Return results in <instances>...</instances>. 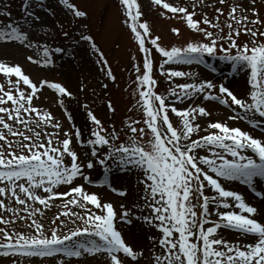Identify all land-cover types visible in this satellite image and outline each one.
Instances as JSON below:
<instances>
[{
    "label": "snow or ice",
    "instance_id": "6c2138e0",
    "mask_svg": "<svg viewBox=\"0 0 264 264\" xmlns=\"http://www.w3.org/2000/svg\"><path fill=\"white\" fill-rule=\"evenodd\" d=\"M24 2L27 12L29 0ZM62 2L75 17L87 15L70 0ZM154 3L173 14L182 13L186 26L204 37L202 40H189L182 46H163L158 36H150L148 23L140 20L142 13L138 0H120L125 9V23L129 24L139 49L149 53L146 39L150 38L151 44L165 58L160 70L169 80L172 77H194L195 73L164 67L168 62L202 59L203 54H216L218 48L223 52L220 59L231 62L233 71L243 69L247 72L249 87L243 96H238L224 82L217 85L209 79L178 84L169 89V96L176 101L182 97L203 96L205 101H217L231 109L234 114L228 116V120L244 119L251 127H256L258 117L264 118V32L248 27V24H264L258 10L234 3L226 13L229 31L223 34L218 23L219 15L215 17L217 23L214 24L207 14L198 20L194 12L178 4L166 0H154ZM216 12L224 14L222 8H217ZM28 15L39 19L32 13ZM201 24L217 31L201 27ZM171 31L177 35L180 33V29L175 27ZM241 32L248 34L251 41L238 44ZM81 39L90 42L92 50L103 57L92 36H82ZM224 39L230 48L218 44V40ZM10 42H27V46L31 47L27 32L11 21L0 27V43ZM42 52L44 59L40 63L50 65L53 63L52 53H63L64 49L44 46ZM27 59L37 62L33 56ZM102 62L107 63L106 60ZM212 71L216 69L212 67ZM152 72V59L145 55L142 69L137 68L136 76L137 106L142 116L140 120L126 121L124 139L114 126L111 130L107 129L87 105L84 107L90 126L85 136L79 126L62 130L51 111L32 103L40 88L46 85L60 94L58 103L63 105L62 97L73 95L67 87L47 79L34 82L19 63L0 59V74L11 85V89L0 85V113L3 114L0 115V141H3L0 143V197L10 196L22 206L8 208L5 199H0V208L13 213L10 219L0 215V223L7 226L17 219L30 220L28 227L34 229L29 234L16 231L14 227L12 230L0 228V238L4 241L0 247L13 253L39 256L63 253L67 257L79 258L85 253H103L107 256V264H128V258L138 261L144 250L134 249L126 242L117 227V219L131 224L136 218L159 233L148 236L151 242L150 264H264V222L254 218L258 208L246 202L242 193L222 183L238 180L255 190L254 180L264 178V136H255L223 120L206 121L208 130L199 135L202 128L198 119L211 116V111L203 104L177 108L174 103H168L169 96L155 91L157 81ZM13 75L15 80L11 79ZM107 75L115 79L110 68ZM21 83L26 87L22 88ZM8 104L11 107L5 106ZM108 106L111 110V102ZM236 108L240 111L237 112ZM170 113L175 114L178 125L174 126ZM66 118L72 121L70 112ZM33 122L36 127H42V131L48 126L55 131H44L42 135V131L31 127ZM9 135L19 139L9 140ZM73 137L77 145L89 148L91 158L81 161L73 147ZM102 148L107 150L101 151ZM94 161L105 174L98 180H92L84 172L85 168L95 166ZM113 168L137 174L135 180L139 199L134 203L136 212L121 204V212L117 213L111 201L102 200L98 193L89 192L83 183H76L77 178H82L87 183L106 185L111 191L126 196L128 188H116L111 184L109 177ZM63 185L68 186L67 191L58 190V186ZM260 195L264 197V193ZM60 197L68 199L61 204L64 211L58 210L56 216L59 218L71 213L75 217L72 220L74 227L67 229L66 222L60 220L57 226L51 228L50 235L45 234L43 223L34 218L43 214V209L35 205L38 202L44 209L50 208ZM141 200L142 203L139 202ZM68 205L85 211L71 212ZM144 208L148 209L147 214L141 211ZM21 210L26 215H16ZM213 212L215 219L212 218ZM76 219L82 224L77 225ZM50 223L55 224L56 220ZM60 226L66 228L65 233L59 231ZM221 228L239 230L245 240L230 241L221 235ZM81 234H89L98 240L72 246L65 244V241L78 238ZM13 264L16 262L13 261ZM59 264H65L64 260Z\"/></svg>",
    "mask_w": 264,
    "mask_h": 264
},
{
    "label": "rangeland",
    "instance_id": "374dc122",
    "mask_svg": "<svg viewBox=\"0 0 264 264\" xmlns=\"http://www.w3.org/2000/svg\"><path fill=\"white\" fill-rule=\"evenodd\" d=\"M166 2L187 8L188 11L195 13V18L198 20H201L207 14L214 24L217 23L215 17L219 15L218 23L220 28L223 29V34H227L229 31L226 13L234 3L240 4L244 8L255 7L261 20L264 21V0H255V3H253V0H224L223 3L220 0H166ZM70 3H74L79 9L85 11L87 15L75 17L62 0H29L27 12L25 11L24 0H0V27L6 26L9 21L13 24H18L22 30L27 32L28 41L31 42V47L27 46V42L0 43V59L9 61L12 64L19 63L25 74H28L34 82L44 79L59 82L73 93L71 97L64 95L62 97L64 104L60 105L58 103V100L61 98L60 94L45 85L40 88V91L32 102L35 106L51 111L55 119L60 122L62 130L79 126L86 136L87 128L90 126V121L87 120L86 109L84 107L87 105V108L91 109L101 119L107 129L111 130L114 126L121 133V139H124L123 133L127 130L126 121L129 119L140 120L142 116V112L137 106L139 97L136 76L137 68L142 69L145 55H149L153 62L152 74L157 81L155 88L157 93L169 96V89L174 88L176 85L192 83L194 80L198 82L203 79L212 80L217 85L224 82L238 96H243L248 90L249 86L246 82L247 72L243 69L233 71L231 62L220 59L223 52L219 48L214 55L203 54L202 59L191 62L175 60L168 62L164 67L181 70L186 73H195L194 77H172L169 80L167 75L163 74L160 70V66L165 58L151 44L150 38L146 39V46L150 50L149 53L146 54L139 49L138 41H136L134 34L131 32L129 24L125 23V9L120 4V0H70ZM138 3L141 13L146 16L141 18V21L148 23L150 36H158L160 38L159 42L163 46H182L189 40L204 39L201 33L191 30L186 26L182 13L173 14L170 10L163 9L162 5H156L154 0H138ZM194 5L195 7H193ZM217 8H222L224 14H218L216 12ZM28 13L34 14L39 19H34ZM248 14L252 15L250 12ZM174 27L180 29L178 35L171 31ZM201 27H206L208 30L214 32L217 31V29L208 25L201 24ZM248 27H254L259 32H264V24H248ZM65 33L67 35H64ZM88 35L93 37L96 46L103 53V57L92 50L90 42L81 39L82 36ZM258 39L261 38L258 37ZM244 41H251V37L241 32L237 38V43L241 44ZM218 44H222L225 48H230L226 39L218 40ZM44 46H48L49 48L58 46L64 49V52H53L51 57L53 63L50 65L42 64L40 61L44 59L42 52ZM231 50L233 53L235 52V49ZM28 56H33L37 62L29 61L27 59ZM102 59L107 61L105 67L103 66ZM212 67L216 71H212ZM109 68L115 79L107 75ZM11 79L15 80L16 77L13 75ZM0 85H3L5 89H11V85L3 74H0ZM21 87L24 88L26 86L21 83ZM199 100H204L203 96L193 95L188 99L182 97L179 101L169 96L167 102L174 103L177 108H183L189 104H199ZM109 102H111V110L108 106ZM213 102L219 108L212 111L211 116H202L198 120L203 121L204 118L206 120H215L221 116L231 126H239L249 132L255 130L264 131V118H259L258 114L257 126L251 127L244 119L228 120V116L234 114L233 111L217 101ZM5 106L11 107L10 104ZM236 111L240 110L236 108ZM68 112L73 117L72 121L66 118ZM0 115L3 114L0 113ZM170 117L173 120L174 126L179 124V120L175 114L170 113ZM79 118L83 120L84 127L78 125L77 121ZM16 127L23 130L20 125ZM31 127L35 131H42V127H36L35 122H33ZM44 131L51 133L55 129L48 126L42 131V135ZM61 138L63 137L61 136ZM15 139L19 138L9 135V140ZM0 143H3V141H0ZM73 147L76 148L81 161L91 158L89 148L87 147L86 150L82 151V146L77 145L75 137H73ZM106 150V148L101 149V151ZM94 165L92 169L85 168L84 172L90 175L92 180L101 179L105 174L101 166L95 164V161ZM136 175L134 172H121L116 168L111 169L109 178L113 187H126L127 184L132 187L128 189L129 191L126 196H121L111 191L106 185L99 186L87 183L82 178H77L76 183H83L89 192H96L98 194L100 193L99 189L102 187L105 191L106 200L113 203L117 213L121 212V204L136 212L137 209L134 207V203L139 199L137 196ZM67 189V185L58 186V190L60 191H67ZM0 199H5L8 208H22L10 196L0 197ZM67 199V197L56 198L53 205L46 209L39 205L38 202L36 203L35 206L43 209V214H37L34 218L43 223L45 234L50 235L51 228L57 226L60 220L66 222L67 229L74 227L72 220L75 217L71 216V213L68 216L61 215L59 218L56 216L58 210L60 212L64 211L61 208V204L66 202ZM139 202L142 203V200ZM29 204H32V201H29ZM89 207L93 211H96L92 206ZM68 208L71 209V212L75 213L85 211V209H80L74 205H68ZM141 211L147 214L148 209L144 208ZM0 215H4L5 219H10L13 213L6 212L5 208H0ZM16 215L23 216L26 214L21 210ZM54 219L56 223H50ZM136 223L146 228L143 242L149 240V235L155 236L159 234L154 227L143 223L139 219L133 218L131 224L121 223L117 219V227L121 230L126 241L128 236L126 230L134 228ZM29 224L30 220L17 219L7 226L0 223V228L7 227L9 230H12L14 227L16 231H24L31 234L34 229L29 228ZM76 224H82V221L76 219ZM59 231L63 234L66 232V228L60 226ZM94 239L98 240V238L89 234H81L78 238L74 237L69 241H65V244L67 246L88 244ZM0 240L3 239L0 238ZM135 248L139 249L140 247L135 246ZM146 257L149 260L151 259L150 249ZM90 258L107 263V256L103 253H85L79 258L67 257L63 253H53L51 256H39L35 254L13 253L6 248L0 247V264H13V261L16 264H59L62 259L65 263L78 262L79 264H85Z\"/></svg>",
    "mask_w": 264,
    "mask_h": 264
},
{
    "label": "bare ground",
    "instance_id": "6f19581e",
    "mask_svg": "<svg viewBox=\"0 0 264 264\" xmlns=\"http://www.w3.org/2000/svg\"><path fill=\"white\" fill-rule=\"evenodd\" d=\"M240 90L242 91V89ZM199 104H203L211 112L219 108L215 102L210 101V100L208 101L199 100ZM215 120L225 121V119L221 116L217 117ZM206 121L208 120H206L205 118L203 119V121L198 120L202 128L199 135H204L206 131L208 130L206 123H205ZM77 123L78 125L84 127L82 119L79 118ZM251 133L255 136H264V131L261 132L259 130H255ZM193 138H195V134ZM86 149L87 147L85 146H82L81 148L82 151ZM203 151L204 150H202V152ZM222 183L225 184V187H228L232 190L239 191L240 193H242L246 202H249L258 208V212L255 214L254 218L260 220L261 222H264V197L260 195V193H264V178H259V179L254 180L253 184H254L255 190H253L252 186L245 185L242 181H238V180L222 181ZM126 188L130 189L132 187L129 184H127ZM99 192L101 193V194L99 193L101 199L106 200L105 191L102 189V187L99 189ZM236 210H239V209H236ZM212 218L215 219L214 212L212 213ZM126 231L128 232L127 241L133 245L134 249H136L135 246H138L140 247L139 249L143 247V250L146 251L145 253H143V256L140 257L138 261H133L130 258H128V264H150V260L146 257V255H148L149 249L151 250V242L149 240L147 241L148 243L143 242L144 232L146 231V228L142 226L141 224L139 225L138 223H136L134 228L127 229ZM219 231L223 237L227 238L230 241L240 240L241 242H243L245 240V237L239 230L221 228L219 229ZM92 259L93 258H90L89 260H87L88 262H85V264H107L105 262H99L97 260H92ZM65 264H79V263L71 262V263H65Z\"/></svg>",
    "mask_w": 264,
    "mask_h": 264
}]
</instances>
